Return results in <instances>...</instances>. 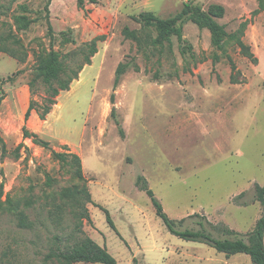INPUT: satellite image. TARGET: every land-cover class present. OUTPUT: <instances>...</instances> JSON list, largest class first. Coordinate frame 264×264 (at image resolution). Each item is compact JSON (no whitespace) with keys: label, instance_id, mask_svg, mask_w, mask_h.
<instances>
[{"label":"rangeland","instance_id":"obj_1","mask_svg":"<svg viewBox=\"0 0 264 264\" xmlns=\"http://www.w3.org/2000/svg\"><path fill=\"white\" fill-rule=\"evenodd\" d=\"M185 4L192 12L180 23L191 45L184 54L175 36L153 43L156 27L134 19L142 12L168 18ZM212 4L224 8L216 19L226 32L222 49L191 19ZM125 27L136 40L124 36ZM235 34L252 55L240 50ZM101 35L91 65L57 97L46 120L32 111L24 122L17 99L25 92L30 100L28 82L39 53L52 47L64 55ZM0 45L6 150L2 156L0 145V188L3 200L9 194L19 201L32 223L19 228L13 214L0 211V264H58L44 259L50 248L72 246L83 236L105 246L117 264H252L247 254L226 257L171 234L136 179L147 180L170 219L186 218L180 229L198 228L194 222L204 216L239 235L252 230L262 215L254 186H264V0H85L82 8L78 0H0ZM123 62L130 66L111 102L115 70ZM42 92L40 87L36 95ZM24 124L48 146L25 140ZM66 150L80 157L91 199L107 209L118 234L91 203L85 204L90 221L83 219L78 233L74 214L81 206L59 199L60 190L77 183L54 157ZM45 172L55 178L51 187ZM29 199L34 204L25 208Z\"/></svg>","mask_w":264,"mask_h":264},{"label":"trees","instance_id":"obj_2","mask_svg":"<svg viewBox=\"0 0 264 264\" xmlns=\"http://www.w3.org/2000/svg\"><path fill=\"white\" fill-rule=\"evenodd\" d=\"M90 3H96L97 0H88ZM85 0H78V6L83 7ZM192 12L191 7L185 4L182 10L173 16L168 18H160L152 12H142L136 19L143 26H154L157 29V36L154 38L153 43H159L162 41H170L172 36H175L177 41L182 44L181 52L191 51V45L187 42L183 36L181 21L190 15ZM224 14L223 6L219 4H212L207 11H197L192 20L199 26L205 27L209 30L211 36L212 45L217 49H222L224 37L226 32L224 27L220 25L216 19L221 18ZM50 31V37L52 38V27L48 25ZM125 37L136 40L134 31L123 29ZM243 53H249L248 46L243 40L235 34L233 36ZM104 37L96 36L92 40L85 42L82 46L78 47L74 51L66 52L64 55L57 53L52 47L49 51H41L38 55L37 62L32 69V77L28 82V87L31 93V97L24 113V122L28 120L32 111L35 112L40 120H46L47 115L52 111L54 105L57 103V97L65 91L70 90V85L74 80L78 79L79 74L82 72L84 66L91 65V58L98 52V41L103 40ZM17 42V40H15ZM18 43V42H17ZM0 52H5V49L0 45ZM76 56H79V62H75ZM129 63H119L115 70V75L112 84V93L110 94V100L113 102L114 91L120 83L121 76L125 73L129 67ZM235 70V66L232 65V71ZM9 80L12 77L8 78ZM231 82H238L232 76ZM43 87L41 95H36L38 89ZM36 96H39L37 99ZM3 99V95L0 94V102ZM119 125V123H118ZM22 134L25 138L31 137L32 142L35 145L41 147H47L48 141L40 138L37 133L29 132L25 124L22 126ZM119 134L124 136L123 130L119 127ZM0 145L2 150V156L5 153V146L2 138L0 137ZM23 144L20 143L14 149V156L17 158L20 155V148ZM27 149V147H25ZM55 159L60 164L61 169H65L67 166V172L74 183L70 187L63 188L59 192V199L75 208L76 205L81 206V212H76L75 218L78 220L77 231L82 234L80 228L83 219L90 221L88 209L85 206L87 203H91L94 206L100 207L106 216L109 226L118 234L117 229L111 219V216L107 209L99 206L91 199L90 192L84 183V177L82 173L81 160L78 154L65 151L55 152ZM45 175V185L51 187L55 182L48 172ZM136 185L146 192L151 199V202L155 208L156 214L162 219L164 225L168 231L182 239L189 241H197L205 243L218 252L225 254L226 257L237 253H244L250 256L252 264H264V186L255 184V197L260 203L262 209V215L255 222L254 227L248 233L239 235L236 231L229 228L224 224L215 225L207 220L204 216H200L201 220L194 223L198 228H185L180 229V225L186 220L182 218L180 220L170 219L164 212L163 207L159 200L154 196L153 191L149 188L147 180L143 176H138L136 179ZM243 192L235 197V199L241 198ZM3 188H0V211H6L13 214L16 217L17 226L22 229L32 228V223L28 221L24 209H21L19 201L13 202L9 194L5 195L3 200ZM33 200L29 199L24 203L25 208L32 207ZM3 207L4 209H1ZM190 215L188 217H191ZM216 233V234H215ZM44 259L46 261L54 260L58 264H76L79 262L85 263H101V264H117L116 259L110 254L105 246L99 245L89 236H83L72 246L65 248L58 247L56 249L50 248L45 254Z\"/></svg>","mask_w":264,"mask_h":264},{"label":"crops","instance_id":"obj_3","mask_svg":"<svg viewBox=\"0 0 264 264\" xmlns=\"http://www.w3.org/2000/svg\"><path fill=\"white\" fill-rule=\"evenodd\" d=\"M17 102H19L21 113L24 114L26 109H27L28 103H29L28 96L26 95L25 92H24V95H22V98H20L19 100L17 99ZM32 115H34V117H36L40 122H44L45 121V120H40L35 113L32 114ZM23 138L25 140L27 139L24 136H23Z\"/></svg>","mask_w":264,"mask_h":264}]
</instances>
